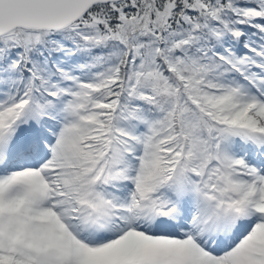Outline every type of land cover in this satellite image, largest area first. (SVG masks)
<instances>
[{
	"label": "snow or ice",
	"instance_id": "snow-or-ice-1",
	"mask_svg": "<svg viewBox=\"0 0 264 264\" xmlns=\"http://www.w3.org/2000/svg\"><path fill=\"white\" fill-rule=\"evenodd\" d=\"M0 264H264V0H0Z\"/></svg>",
	"mask_w": 264,
	"mask_h": 264
}]
</instances>
